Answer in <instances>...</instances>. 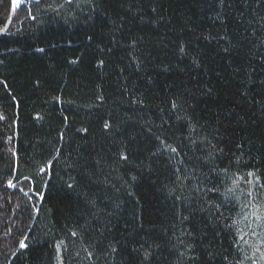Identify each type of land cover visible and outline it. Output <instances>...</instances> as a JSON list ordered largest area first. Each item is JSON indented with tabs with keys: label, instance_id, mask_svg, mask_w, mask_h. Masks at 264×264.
Returning <instances> with one entry per match:
<instances>
[{
	"label": "trees",
	"instance_id": "obj_1",
	"mask_svg": "<svg viewBox=\"0 0 264 264\" xmlns=\"http://www.w3.org/2000/svg\"><path fill=\"white\" fill-rule=\"evenodd\" d=\"M12 6L0 264H239L240 179L264 184V0Z\"/></svg>",
	"mask_w": 264,
	"mask_h": 264
},
{
	"label": "rangeland",
	"instance_id": "obj_2",
	"mask_svg": "<svg viewBox=\"0 0 264 264\" xmlns=\"http://www.w3.org/2000/svg\"><path fill=\"white\" fill-rule=\"evenodd\" d=\"M22 4L17 5L13 0L11 15H14ZM240 180L244 182L243 187L246 189V194H243L244 198L237 222L241 255L239 264H264V184L254 174H248ZM254 212L256 215H253ZM256 216L261 218L257 219ZM57 263L62 264L60 254Z\"/></svg>",
	"mask_w": 264,
	"mask_h": 264
},
{
	"label": "snow or ice",
	"instance_id": "obj_3",
	"mask_svg": "<svg viewBox=\"0 0 264 264\" xmlns=\"http://www.w3.org/2000/svg\"><path fill=\"white\" fill-rule=\"evenodd\" d=\"M67 2H68V3H71L72 0H67ZM14 3L18 5V4L20 3V0H14ZM41 51H42V50H41ZM175 107H176V104L173 103V108H175ZM107 126H108V125L106 124L105 127H107ZM171 151L174 152V151H176V150H175V149H171ZM124 158L126 159V157H124ZM40 171L43 172V171H45V170L42 168V169H40ZM249 175H252V173H249ZM9 183H10V186H11V182H9ZM253 215H256V213L254 212ZM256 218H257V219H260L261 217H260V216H256ZM72 235H76V233H72ZM241 239H243V236H241ZM20 247H22V248H23V247H26V245L24 244L23 241L20 242ZM57 247H59V245H57Z\"/></svg>",
	"mask_w": 264,
	"mask_h": 264
},
{
	"label": "water",
	"instance_id": "obj_4",
	"mask_svg": "<svg viewBox=\"0 0 264 264\" xmlns=\"http://www.w3.org/2000/svg\"><path fill=\"white\" fill-rule=\"evenodd\" d=\"M25 1L37 2V1H39V0H20V3L22 4V3L25 2Z\"/></svg>",
	"mask_w": 264,
	"mask_h": 264
}]
</instances>
